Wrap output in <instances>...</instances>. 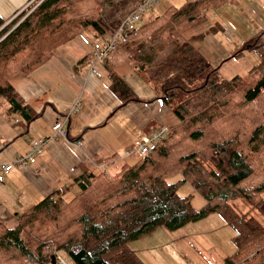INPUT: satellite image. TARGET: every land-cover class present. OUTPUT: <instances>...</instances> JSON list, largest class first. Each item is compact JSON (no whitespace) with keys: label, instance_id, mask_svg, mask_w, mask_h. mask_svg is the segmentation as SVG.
<instances>
[{"label":"trees","instance_id":"obj_1","mask_svg":"<svg viewBox=\"0 0 264 264\" xmlns=\"http://www.w3.org/2000/svg\"><path fill=\"white\" fill-rule=\"evenodd\" d=\"M139 1L40 0L29 15L23 10L8 24L0 17V99L9 102L8 112L28 122L35 118L13 78L47 64L87 28L114 37ZM229 2L235 0H181L131 32L105 59L119 109L142 100L117 74V65H133L159 87L155 99L167 103L198 78H209L174 108L179 123L155 151L134 155L113 178L84 172L25 211L14 228L0 222V264H52L59 252L71 264H144L131 241L158 228L176 232L211 214L235 233L236 251L223 264H264V29L247 45L259 51L261 62L247 76L231 79L211 70L185 35L205 10ZM245 50L232 58H242ZM184 183L205 199L202 208H194L193 195L180 194ZM70 193L74 197L66 201Z\"/></svg>","mask_w":264,"mask_h":264},{"label":"crops","instance_id":"obj_2","mask_svg":"<svg viewBox=\"0 0 264 264\" xmlns=\"http://www.w3.org/2000/svg\"><path fill=\"white\" fill-rule=\"evenodd\" d=\"M13 1L19 7L13 15L15 17L30 0ZM246 2L235 0L231 3L241 4L240 8L237 5L234 9L235 22L231 23L223 16L222 8L230 5L227 3L221 9L205 10L202 22L185 34L186 38L194 39V46L211 67L219 68L227 79L247 76L262 59L259 51L254 49L245 50L240 59L232 58L236 51L250 43L252 36L254 39L264 29V0H259L257 9L260 10L250 7L252 0ZM4 16L6 24L13 20L12 14ZM106 40L95 32L82 33L59 47L47 64L29 75L12 79L13 87L35 114L32 121L28 122L20 113L8 112L9 102L0 99V167L14 163L22 154H28L35 140L47 139L35 163L24 169L14 167L0 184V221L7 226H17L25 211L53 192L72 184L86 171L115 177L126 164L134 161L126 156V151L135 142L150 140L162 126L170 129L179 123L172 106L155 99L161 95L159 87L148 82L130 64L117 65L115 71L142 101L131 102L119 109L121 102L110 91L111 80L106 64L97 63V72L94 73L90 67L94 58L81 63ZM172 47L170 45L161 55L159 62L166 58ZM77 102L80 107L71 111ZM58 122H64L68 137H51ZM73 197L74 193H70L65 199L70 201ZM212 215L217 216L211 214L206 219ZM187 226L172 236L177 251L191 264H223L230 256L225 255L229 251L219 247V251H211L209 256H215L212 261L198 257L199 251L191 246L192 238L185 229Z\"/></svg>","mask_w":264,"mask_h":264},{"label":"rangeland","instance_id":"obj_3","mask_svg":"<svg viewBox=\"0 0 264 264\" xmlns=\"http://www.w3.org/2000/svg\"><path fill=\"white\" fill-rule=\"evenodd\" d=\"M143 1H145V0H143ZM241 1H242V3L244 1L247 4L246 0H241ZM39 2H40V0H30L23 10L28 9L29 12L27 15H29L36 8V6L39 4ZM139 2H137L136 5L133 6V8H132L133 10L139 4ZM180 2H181V0H159L158 4L155 6L156 8L153 7L150 10L151 12L149 11L150 17L148 18V14H147L145 21L139 27H141L142 25L148 24L152 18L156 17L155 14L160 15L163 12H165L171 5L179 4ZM229 3H230V5L228 7L225 5L224 8H222L223 6H221V8H222V13H223L224 18H226L227 20H230L232 23V22H235V20H236V19H233V16L236 17V14L234 13V9H236L237 5L240 8L241 4L240 3L239 4H231V2H229ZM258 4H259V0H252V2L249 3L250 7L255 8V9H257ZM158 5H159V7L157 8ZM154 8H155V11H153ZM221 8L219 7L218 9H221ZM18 9H19V7L16 5V3L13 0H0V12H1L0 17L2 18L3 21H7V19L4 15L12 14V17H13L14 13ZM257 10H260V9H257ZM16 16L13 17V19H15ZM241 16L244 17L243 14H241ZM248 23L249 22L247 20V24ZM86 32H93L94 33V30H93V28H87L82 33H86ZM244 32L246 34H248L246 28H244ZM252 40H253V36L251 37L250 42ZM106 41L103 42L101 45L97 46L91 52V54H89L90 58H92V59L95 58V51H98V50L104 48L105 44L107 43ZM247 45L245 47L246 50L249 49V48L247 49V47H248ZM99 63H105V59H103ZM213 69H216V68L211 67V70H213ZM220 75L223 78L227 79L223 74L220 73ZM207 78H209V75L206 77V80H207ZM206 80L204 79V77H200L197 80H195L189 86V88H187V90L179 92L177 94V96H175L173 98V100L169 103L172 106L173 110L176 106L183 103L187 98H189L190 93H188V91L195 90L196 88L204 85L206 83ZM4 100H6V99H4ZM77 110H75V111H77ZM62 123L64 124V122H62ZM67 137H68V133H67ZM132 160H135L134 156L132 157ZM179 192L182 195L193 194L192 204H193L195 209H200L204 206L205 199L201 195L197 194L194 191V188L191 184H189V183L182 184L181 187L179 188ZM214 217H216V218H214ZM221 223H223V224H221ZM6 227L14 228V227H10L7 225H6ZM187 227L188 228H185V229H186L188 235L192 238L191 246L192 247L194 246L199 251L198 257L200 256V257L205 258L207 261H210V260L212 261V258H215V256L214 255L209 256L210 253H211V251H219V247L222 250L229 251V253H225L226 256L232 255V253H234V251H236L235 250L236 247L234 248V246H233L234 244L232 243L233 230L223 221V219H221V217L219 215H217V216L212 215L207 219L205 218V219H202L196 223L188 224ZM183 231H185V230H183ZM175 233L176 232H169L165 229L158 228V229L152 230L148 234H144L140 238H137V239L131 241L128 244V246L131 250H133L138 255V257L140 258V260L144 264H191L192 262L186 256H183L181 253H179L177 251V249L175 248V246H174L175 238L172 236ZM153 239H156V241H153ZM197 245H199L200 248ZM160 253L163 254V257H161ZM192 255H191V257H192ZM59 257H60V259L58 261L59 264H64V263L65 264H71V259L67 256L66 253L59 252ZM160 257L163 258L164 260L161 259Z\"/></svg>","mask_w":264,"mask_h":264},{"label":"built area","instance_id":"obj_4","mask_svg":"<svg viewBox=\"0 0 264 264\" xmlns=\"http://www.w3.org/2000/svg\"><path fill=\"white\" fill-rule=\"evenodd\" d=\"M159 0H145L139 3L135 9L125 18L117 29L114 37L107 40L104 48L95 51L94 61L90 63L92 72L96 73V64L106 59L110 54L118 48L119 45L126 42L129 38V34L138 29V27L145 21L147 14L151 8L158 4ZM80 107V103L77 102L71 111H75ZM170 129L162 126L155 134H153L150 140L137 141L131 148L126 151L127 157H133L134 155H148L156 150L158 143L169 135ZM67 132L63 127L62 122L56 123L53 127V139L66 138ZM47 139L35 140L32 144L31 150L28 154L20 155L14 163L6 164L0 167V184L5 181L6 175H8L14 167L27 168L30 164L37 161V155L42 152V148L45 146ZM65 264V263H64Z\"/></svg>","mask_w":264,"mask_h":264},{"label":"water","instance_id":"obj_5","mask_svg":"<svg viewBox=\"0 0 264 264\" xmlns=\"http://www.w3.org/2000/svg\"><path fill=\"white\" fill-rule=\"evenodd\" d=\"M58 260L57 257L55 255L52 256V264H57Z\"/></svg>","mask_w":264,"mask_h":264}]
</instances>
